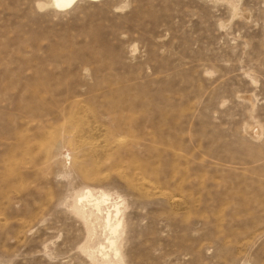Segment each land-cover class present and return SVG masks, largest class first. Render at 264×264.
<instances>
[{
  "label": "rangeland",
  "instance_id": "374dc122",
  "mask_svg": "<svg viewBox=\"0 0 264 264\" xmlns=\"http://www.w3.org/2000/svg\"><path fill=\"white\" fill-rule=\"evenodd\" d=\"M87 189L117 264H264V0H0V264H102Z\"/></svg>",
  "mask_w": 264,
  "mask_h": 264
},
{
  "label": "bare ground",
  "instance_id": "6f19581e",
  "mask_svg": "<svg viewBox=\"0 0 264 264\" xmlns=\"http://www.w3.org/2000/svg\"><path fill=\"white\" fill-rule=\"evenodd\" d=\"M78 1L81 0H50V6L56 10L67 11ZM123 209V203L113 202V200H111V196L104 192L95 193L94 191L87 189L79 193L76 197L75 210L78 215H80L86 222H92L94 225L107 230L109 235L108 237H110L111 241L109 240L110 243L107 248L109 251L102 250L99 252L101 255V258L99 259L102 260L100 261L102 264H117L119 262L120 251L117 246V239L121 234L123 226ZM108 237L107 239H109ZM99 249L100 248L98 247V250ZM96 260L97 259L95 257V262H97Z\"/></svg>",
  "mask_w": 264,
  "mask_h": 264
}]
</instances>
